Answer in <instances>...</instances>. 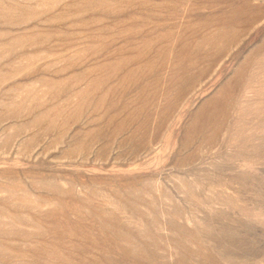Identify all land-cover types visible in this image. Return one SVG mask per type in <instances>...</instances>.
<instances>
[{
	"label": "rangeland",
	"instance_id": "374dc122",
	"mask_svg": "<svg viewBox=\"0 0 264 264\" xmlns=\"http://www.w3.org/2000/svg\"><path fill=\"white\" fill-rule=\"evenodd\" d=\"M0 264H264V0H0Z\"/></svg>",
	"mask_w": 264,
	"mask_h": 264
}]
</instances>
